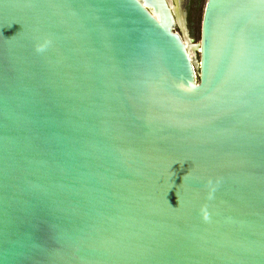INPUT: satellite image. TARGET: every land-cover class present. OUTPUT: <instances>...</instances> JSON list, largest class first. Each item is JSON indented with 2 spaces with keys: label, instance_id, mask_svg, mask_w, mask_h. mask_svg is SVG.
I'll use <instances>...</instances> for the list:
<instances>
[{
  "label": "water",
  "instance_id": "1",
  "mask_svg": "<svg viewBox=\"0 0 264 264\" xmlns=\"http://www.w3.org/2000/svg\"><path fill=\"white\" fill-rule=\"evenodd\" d=\"M190 41L168 0H0V264H264V0Z\"/></svg>",
  "mask_w": 264,
  "mask_h": 264
},
{
  "label": "rangeland",
  "instance_id": "2",
  "mask_svg": "<svg viewBox=\"0 0 264 264\" xmlns=\"http://www.w3.org/2000/svg\"><path fill=\"white\" fill-rule=\"evenodd\" d=\"M206 1L207 0H187L184 6L186 30L188 37L192 39L194 43L199 42L201 19ZM176 30L179 31L178 28H176ZM195 57L198 59V53H196Z\"/></svg>",
  "mask_w": 264,
  "mask_h": 264
},
{
  "label": "bare ground",
  "instance_id": "3",
  "mask_svg": "<svg viewBox=\"0 0 264 264\" xmlns=\"http://www.w3.org/2000/svg\"><path fill=\"white\" fill-rule=\"evenodd\" d=\"M168 1L171 5L173 13L175 14L176 22L183 31L185 41L187 42L189 48H191L192 50L191 56L193 57L195 56L194 55L195 53L193 51V48L191 47V41L190 38L188 37V33L185 26V19H184V6L187 0H168Z\"/></svg>",
  "mask_w": 264,
  "mask_h": 264
}]
</instances>
